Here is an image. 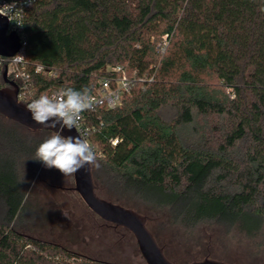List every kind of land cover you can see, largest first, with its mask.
<instances>
[{"label": "trees", "instance_id": "obj_1", "mask_svg": "<svg viewBox=\"0 0 264 264\" xmlns=\"http://www.w3.org/2000/svg\"><path fill=\"white\" fill-rule=\"evenodd\" d=\"M4 1L22 24L10 27L27 42L31 97L93 94L113 66L146 78L87 115L96 192L191 233L214 223L264 242V0ZM52 132L0 114V148L24 151L17 176L0 158V264H111L21 229L28 173L43 166L32 158Z\"/></svg>", "mask_w": 264, "mask_h": 264}, {"label": "rangeland", "instance_id": "obj_2", "mask_svg": "<svg viewBox=\"0 0 264 264\" xmlns=\"http://www.w3.org/2000/svg\"><path fill=\"white\" fill-rule=\"evenodd\" d=\"M17 146L23 150V143ZM21 154L24 151L17 154L11 149L0 148V158L14 162L10 173L16 176L17 169L21 171ZM28 180L26 202L29 209L24 213L28 223L21 229L111 264H147L130 231L110 227L82 200L73 189L74 175L65 177L59 170L43 165L30 170ZM97 193L103 197L101 192ZM145 215L148 228L164 246L170 260L188 263L213 258L232 264H264V242L255 241L260 237L236 235L233 231L234 235L214 223L197 227L191 233L159 213Z\"/></svg>", "mask_w": 264, "mask_h": 264}, {"label": "water", "instance_id": "obj_3", "mask_svg": "<svg viewBox=\"0 0 264 264\" xmlns=\"http://www.w3.org/2000/svg\"><path fill=\"white\" fill-rule=\"evenodd\" d=\"M9 29V19L6 16L0 15V54L6 57L14 56L22 46L21 36L18 31H9ZM3 76L9 85L0 86V114L32 131L59 130V125L55 129H47L42 128L41 125L36 124L32 120L30 112L26 109L27 103L19 99V86L17 82L8 77L7 64L4 66ZM79 133L75 128L71 130L65 128L61 132V135L65 137H77ZM74 181L75 185L73 189L79 193L82 200L94 213L106 222L116 227H124L133 233L139 250L147 264H232L213 258H204L188 263H177L170 260L165 254L164 248L158 243L156 237L148 228V217L145 214L134 208L101 197L96 192L92 167L81 169L75 173Z\"/></svg>", "mask_w": 264, "mask_h": 264}, {"label": "clouds", "instance_id": "obj_4", "mask_svg": "<svg viewBox=\"0 0 264 264\" xmlns=\"http://www.w3.org/2000/svg\"><path fill=\"white\" fill-rule=\"evenodd\" d=\"M16 9L14 3L5 4L0 7V15L22 26L14 18ZM12 58L19 63L25 59L20 54ZM26 109L30 112L32 120L42 128L55 129L59 125L58 131H53L52 135L39 144L33 160L41 162L45 168L59 170L65 177L72 176L81 169L100 167L93 146L83 139L78 129L81 113L94 109V99L87 87L81 90L61 89L55 94V98L41 95L28 103ZM65 128H75L79 136L61 135Z\"/></svg>", "mask_w": 264, "mask_h": 264}, {"label": "built area", "instance_id": "obj_5", "mask_svg": "<svg viewBox=\"0 0 264 264\" xmlns=\"http://www.w3.org/2000/svg\"><path fill=\"white\" fill-rule=\"evenodd\" d=\"M15 2H8L4 0H0V7L5 4H12ZM16 5V4H15ZM16 30L15 27H10L9 31ZM19 33V32H18ZM22 46L20 50L15 54L22 55L25 59L22 63L16 62L11 57H6L0 54V64L4 66L7 64L8 66V77L15 82L19 81L22 85L19 86V99L25 103H30L33 99L31 97L32 87L33 84L30 81V73L27 69V60L25 54V45L26 41L21 37ZM168 40L165 37L164 44H167ZM46 69L43 64H37L36 71L42 72ZM110 70L113 71V74L104 75L100 78L99 86L97 87L96 91L91 94L94 99V109L87 110L81 113V118L79 120L78 129L83 137V139L89 141V136L92 132V127L87 123V115L91 112H96L100 107H107V108H115L116 106L121 104L122 96L123 95H131L133 93L134 87L138 81H146L145 77L137 78L135 76L128 75L127 71L123 68V66H113L110 67ZM53 74V71L50 72ZM153 77L149 78L152 80ZM57 92H51L48 96L55 98V94ZM119 139L115 138L112 140V143L116 145ZM90 142V141H89Z\"/></svg>", "mask_w": 264, "mask_h": 264}, {"label": "flooded vegetation", "instance_id": "obj_6", "mask_svg": "<svg viewBox=\"0 0 264 264\" xmlns=\"http://www.w3.org/2000/svg\"><path fill=\"white\" fill-rule=\"evenodd\" d=\"M108 225H110V227H114L115 229H118V228H120V227H116V226H114L113 224H111V223H108ZM159 243V242H158ZM162 247H164L163 245H162ZM165 249V248H164ZM249 261V260H248ZM233 264H237V263H233ZM252 264H253V262H252Z\"/></svg>", "mask_w": 264, "mask_h": 264}]
</instances>
